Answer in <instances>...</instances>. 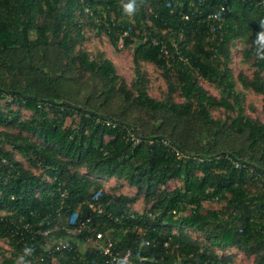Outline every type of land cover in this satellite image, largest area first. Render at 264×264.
<instances>
[{"label": "trees", "instance_id": "1", "mask_svg": "<svg viewBox=\"0 0 264 264\" xmlns=\"http://www.w3.org/2000/svg\"><path fill=\"white\" fill-rule=\"evenodd\" d=\"M137 2L128 18L120 0H0V241L10 250L0 247V264H16L26 246L35 249L28 264H114L82 248L83 235L65 231L87 216L139 264H229L232 248L264 264V122L244 114L230 68L231 46L241 40L254 72L238 81L261 94L264 107V61L252 44L264 8L256 0ZM221 5L224 20L208 18ZM91 28L113 47L126 31L124 46L134 44L132 89L104 52L81 48ZM151 37L163 40L166 53ZM142 62L167 79L163 100L147 94ZM197 77L215 84L221 98ZM85 80L93 82L87 92ZM176 92L183 102L174 101ZM117 95L123 104L114 108ZM135 107L148 117L131 119ZM218 107L235 116L213 118ZM163 140L187 156L176 157ZM113 178L135 194L108 193L103 182ZM172 179L181 184L164 188ZM139 198L147 208L130 210ZM212 199L223 208L204 210ZM57 241L69 247L46 248Z\"/></svg>", "mask_w": 264, "mask_h": 264}, {"label": "rangeland", "instance_id": "2", "mask_svg": "<svg viewBox=\"0 0 264 264\" xmlns=\"http://www.w3.org/2000/svg\"><path fill=\"white\" fill-rule=\"evenodd\" d=\"M84 37L85 40L81 44V48L89 52L91 56H94L97 52L102 51L104 52L105 56L109 58L115 67L117 74H119L125 81L128 88L132 89V82L134 81L135 75L133 73V64H132V53L134 44L129 46H112L107 37L104 33H97L95 28L91 29H84ZM244 47L243 42L236 41L231 46V63L230 68L232 69L235 81H236V89L240 91L243 95V108L244 114L249 116L253 119H258L264 122V107L262 102V95L254 92L251 88H244L241 83L238 81V75L242 74L251 78L254 72V66L252 64V59H248L245 61L242 55V48ZM141 69L145 72V77L147 80L146 83V91L147 94L155 98L157 100H163L167 93V84L168 81L166 78L163 77L162 71L154 64L149 62H142ZM198 83L205 89L207 92L219 99L221 98V91L220 89L213 83L201 78L197 77ZM93 82L90 80H85L83 84V91L87 92L90 90ZM175 102H183V98L176 92L173 95ZM113 106L114 108L120 107L123 104L122 97L117 95L113 99ZM16 105H14V108ZM131 113L129 114L131 119L137 118L138 116L141 118H147L148 116L143 113L138 108L129 109ZM29 111L26 109L21 108V116L22 118H26L29 116ZM211 115L213 118L220 119V120H227L229 121L230 118L235 116L234 111H229L223 107L213 108L211 110ZM76 118H73L72 121L76 122ZM70 118H67L66 123H70ZM20 158L19 155H16ZM181 181L178 179L169 180L164 188L168 190H172L173 188L179 186ZM104 189L108 193L112 194H127L129 196H133L136 192L134 187L127 185L123 180H115L107 179L103 182ZM224 201L218 200H210V201H203V209H222L224 206ZM146 205L142 198H139L134 204L130 205V210H135L136 212H142L146 209ZM186 213V212H185ZM192 236L198 239L200 242H203L201 239V235L198 233H192ZM77 238L74 236V240ZM79 245L84 248L88 245L85 240L77 241ZM0 247L5 250L8 254L10 250H6V240L0 241ZM4 252V253H5ZM226 252V251H225ZM230 255V262L229 264H254L253 256L244 255L243 252L232 248L231 251H228ZM52 264H59L56 260H53Z\"/></svg>", "mask_w": 264, "mask_h": 264}, {"label": "built area", "instance_id": "3", "mask_svg": "<svg viewBox=\"0 0 264 264\" xmlns=\"http://www.w3.org/2000/svg\"><path fill=\"white\" fill-rule=\"evenodd\" d=\"M256 3L258 5H261L262 8H264V0H256ZM227 11H228L227 6L221 5L217 9V11L210 13L208 15V18L212 20H216V21H220V20L223 21L224 20L223 14L226 13ZM184 17L187 18L188 16L185 15ZM126 35H127L126 31L123 32L121 35H119L118 40H117L119 47L124 45V38ZM142 36H143V40H145L146 35L143 34ZM150 42L152 45L160 46V51L163 53H166L165 46H164L165 43L163 42V40H158L155 37H151ZM104 123L106 125H109V122L107 121ZM131 139L137 143L140 141V139L134 134H131ZM163 144L167 146L168 150L173 152L176 157L180 158V157L187 156L184 152L180 150V148H178L174 144H171L169 140H163ZM228 159H231V158L228 156ZM233 163L235 164V166H238L239 164L238 162H235V161H233ZM263 185H264V180H263ZM97 211H101V209H97ZM173 213L178 215V212L176 210H173ZM90 220H91V217L87 216L85 220H79V222H77L74 227H69V228L66 227L65 231L67 233H74L78 236L83 235V238H84L83 240H85L90 247L97 250V252L104 258L105 263L118 264V261L120 258L127 256L128 264H139L134 261V258H133L134 255L131 249H126L123 251L120 250L118 247L114 245V242L110 238H105L104 234L101 231H96L94 227H91L89 223ZM48 232L49 230L47 229L43 231L42 233L46 235L48 234ZM167 244H168L167 241H164L163 245L167 246ZM67 247H69V244L67 242H62V241L54 242L52 245H46L47 249H53V250H60V249H64Z\"/></svg>", "mask_w": 264, "mask_h": 264}, {"label": "clouds", "instance_id": "4", "mask_svg": "<svg viewBox=\"0 0 264 264\" xmlns=\"http://www.w3.org/2000/svg\"><path fill=\"white\" fill-rule=\"evenodd\" d=\"M142 2V0H141ZM120 7L125 16L132 18L135 16L139 7L137 0H120ZM259 30L255 33L252 40L253 54L258 60L264 61V19L258 21ZM75 219V214L71 218ZM148 241H141L139 247L143 248L148 245ZM35 249L33 246H26L22 250V255H19L16 260V264H28L26 257L32 256ZM115 259V258H114ZM118 264H128L127 256L120 258Z\"/></svg>", "mask_w": 264, "mask_h": 264}]
</instances>
